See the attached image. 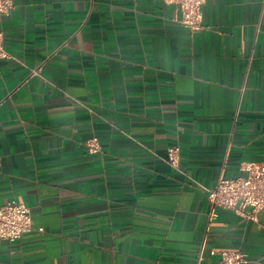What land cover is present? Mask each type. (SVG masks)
I'll use <instances>...</instances> for the list:
<instances>
[{"label":"crops","instance_id":"0c3cea01","mask_svg":"<svg viewBox=\"0 0 264 264\" xmlns=\"http://www.w3.org/2000/svg\"><path fill=\"white\" fill-rule=\"evenodd\" d=\"M203 11L199 31L165 0H15L0 17V207L26 203L34 226L0 239V264H215L238 248L264 264V212L211 218L206 193L264 160V0Z\"/></svg>","mask_w":264,"mask_h":264},{"label":"built area","instance_id":"2783aa9c","mask_svg":"<svg viewBox=\"0 0 264 264\" xmlns=\"http://www.w3.org/2000/svg\"><path fill=\"white\" fill-rule=\"evenodd\" d=\"M176 6V20L192 31L201 30L204 20L203 6L206 0H165ZM15 6V0H0V17L9 15ZM4 44V32L0 31V58H7ZM40 68L31 69L30 76L39 75ZM89 153L95 154L102 150L97 136L89 137L85 142ZM181 147L172 145L167 149V160L175 167H180ZM240 175L236 177L221 176L217 183L206 189L210 203V217H215L218 208L229 210L243 219L258 220V213L264 212V160H248L240 164ZM33 217L29 205L12 199L0 207V239L16 241L32 231ZM43 230L44 228H39ZM219 256L215 264H252L250 254L241 249L212 251ZM202 252L194 264H201Z\"/></svg>","mask_w":264,"mask_h":264}]
</instances>
